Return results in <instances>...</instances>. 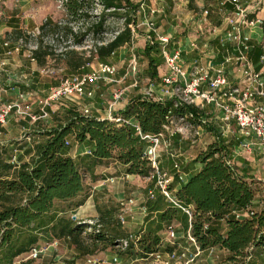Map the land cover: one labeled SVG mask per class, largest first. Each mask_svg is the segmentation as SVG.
I'll use <instances>...</instances> for the list:
<instances>
[{
	"label": "trees",
	"instance_id": "16d2710c",
	"mask_svg": "<svg viewBox=\"0 0 264 264\" xmlns=\"http://www.w3.org/2000/svg\"><path fill=\"white\" fill-rule=\"evenodd\" d=\"M96 3L101 6L98 14L92 11ZM62 7L68 19L65 25L47 17L38 27L37 47L31 51L38 66L50 54L41 40L44 35L64 32L73 37L74 44H79L85 35L102 33L109 17L122 19L123 26L109 41L94 45L92 56L104 62L116 50L132 43L131 25L136 23L140 3L63 0ZM70 21L90 23L83 31L81 28L73 31L66 25ZM12 33L16 41L24 34L21 29ZM158 45L147 42L142 49L149 77L154 80L159 60L151 54L158 52ZM66 55L67 68L72 71L85 67L91 60L79 57L73 49ZM62 113L55 117L54 126L42 132L44 140L33 146L28 161L8 162L7 151L0 144V264H14L17 258L24 257L43 233L69 240L83 255L113 249L127 239V247L118 252L146 258L159 250L161 232L174 223L185 234L190 233L201 251L213 248L224 251L221 264H264V197L261 208L255 209L253 181L234 170L229 163L228 148L220 138L196 156L202 166L175 191L177 204L158 191L153 197L145 196L142 230L135 238H130L117 217L119 204L96 206L98 216L93 220L71 217L70 212L85 202L88 196L85 179L86 176L96 179V167L115 164L124 175L150 177L152 167L144 156L145 142L138 136L136 126L142 134L157 135L166 133L165 126L171 117L201 124L199 108L192 104L174 106L173 98L160 101L137 96L119 111L120 122L83 115L73 106ZM68 137L77 143L90 142L91 153L68 155L65 144ZM149 186L153 187V179ZM184 209L190 210L191 217ZM172 249L173 246L166 245L164 250ZM21 264L46 263L28 258Z\"/></svg>",
	"mask_w": 264,
	"mask_h": 264
},
{
	"label": "crops",
	"instance_id": "0c3cea01",
	"mask_svg": "<svg viewBox=\"0 0 264 264\" xmlns=\"http://www.w3.org/2000/svg\"><path fill=\"white\" fill-rule=\"evenodd\" d=\"M240 1L244 6L248 8L250 12L249 16L251 18H258L262 21V24L260 26L255 25L246 28L244 30V34L248 38L246 41V57L248 63L250 64L251 69L259 75V80L264 82V0ZM16 2L17 3H14L12 0H4L1 3L0 1V94L3 101L10 102L13 101L16 98L17 94H19L20 92L26 93L30 96L28 102L31 105L32 113H39V101L43 98V95H41L42 92L47 91L52 86V84H55L57 81L45 78L44 71H42L40 66L36 64L35 60H33L31 56L24 50L20 49L16 42L13 43L6 40L5 33H11V31L15 29H21L22 31L26 32H33L39 27V25L42 24V22L47 17L51 18V16H48L46 7L41 4L39 5V3L35 4V2L31 0H16ZM147 2L151 1L143 0L142 2H140V5H142L143 3L146 8L152 7L151 4L149 3L148 5ZM187 2L189 1L159 0L155 3L158 10H160L159 8H161L165 16L167 15L165 14V9L170 10L169 14L167 15L168 20L166 31L164 32L163 30H160L162 33H167L170 36V41L167 47L170 49L179 48L182 50V63L187 69H190L193 61L196 60L202 64H223L229 80L235 85H242L244 80L241 68L242 66L235 62L234 59L227 63L224 62V58L227 55L235 57L237 55V51L234 47H232V45L229 44L223 46L220 42L224 30L228 28V25L226 24L224 19L229 12L230 6L228 4L223 5L222 0H212V2L207 4V8L210 9L211 12L217 11L220 14L219 23L218 21L215 22L213 18L207 19L204 16L201 18L202 20L196 17L194 21H176V10H178L184 3L186 4ZM1 4H3V6ZM183 24L184 28H181ZM205 27H208L206 29L208 31V34L204 33ZM202 40L205 41L199 44V42H201ZM193 41H195L196 43V48H192L190 46V43ZM209 41L214 43V46H212ZM207 43L209 44L208 47ZM130 49H132L130 45L123 46L116 50L112 56L108 57L105 60V62L115 65L117 71L109 79H107V77H103V79L101 78L97 82L96 87L93 90H91V87H87V91L91 90L88 96H84L80 99L75 97L73 101H62L55 103L50 107H47V111L54 116H59V113H62L65 108L73 106L76 107V109L79 111H81L83 108H87L90 111L91 115L102 118L107 112L108 104L112 101V94L115 90L121 88L124 89V99L117 102L113 107V114L115 115H119V111L126 106L131 98L137 96H145L144 94L146 88L139 85H133L132 81L134 80V77L132 78V76L128 74V76L123 78L127 70V62L124 54L127 50ZM157 54H159L161 58L158 59L155 56ZM151 55L159 60L156 67L157 79H155L158 83L161 76L166 72L164 59L159 45L158 52H153ZM144 63L146 64V70L149 73L147 61ZM81 69L85 70L86 67H83ZM149 79L151 81H154V79H151L150 77ZM108 80H110L111 82H109ZM58 83L59 82H57L55 85H57ZM109 83L110 85H108ZM99 88H101L102 90L105 89V91H109L111 95L110 100H106V103L105 101L95 100V94L96 91L99 90ZM154 94L163 96L164 100L171 99L169 95L164 94L159 86L155 88ZM255 98L257 102L264 103V97L256 96ZM102 102L105 103V105ZM101 105L103 106L101 107ZM100 107L103 109L101 110ZM197 108H199L202 112L201 122L204 121V123L201 124L196 123L195 127L197 128V132H199L200 130L202 132L201 127H204L206 121L209 122V125H206V127H212V125L210 124V122H212L215 128L213 126V129H210V131L213 135H215L216 138L222 139L224 144H226L228 148V159L231 162L234 170L239 175L245 176L248 181L264 182V177H262L264 171H260V169L258 170V167H256L258 161L264 159V147L259 145L254 138L244 137L240 133L235 122L233 120H226L223 111H221L220 109H217L212 105L206 103H199ZM92 112L94 114H92ZM26 118V122L34 128L38 127L39 122H49V118L39 119L36 122H32L29 117ZM23 120H25V118H18L15 113H11L8 117L7 122L0 130V144H5V146L8 147L7 153L9 152L10 157L14 154L15 150L17 151L16 159L18 163L28 161L30 156L33 154V146L36 143L44 140V136L42 135L43 129H35V134L32 137L34 138L35 136H37L39 137V140L34 141L35 143L33 146L29 145V143H26L25 141H21L20 143L14 142L15 140L18 141L21 139L19 136L20 132L23 129ZM230 123H232L234 127ZM54 125L55 124H51L49 127L51 128ZM215 129L220 132L219 136ZM215 137L211 136V140L204 142L203 145H201V147L197 149V151H195L194 155H191L190 152L185 151L187 149L186 147H190V143L187 140L182 141L183 137L179 135V133L173 134V136L171 137V147L169 148V150L166 149L165 151H162L159 158L160 167L175 174L173 177V181L169 186L172 193H175V191L179 189L181 185L185 184L188 179L201 168L202 164L196 161V156L202 150H205L206 147L216 139ZM67 142V154L72 157L83 155L85 150L92 148V144L90 142L85 141L83 143H77L73 140L72 137H68ZM171 150L176 153L175 157L170 156ZM174 163L179 164L178 172L181 178L177 176L173 169ZM112 166L113 165H101L96 167V179L92 180L88 176V178L85 180V183L90 185L91 188H95L94 183H103L101 181L113 178V176H111L110 174L108 175L107 173L104 174L97 172V170L99 169L108 171ZM261 168H263L264 170V165L261 166ZM87 180L90 182L87 183ZM129 180L130 182L133 181L142 183V181H149L148 184L151 183L150 177H140L136 175H129L126 181ZM113 183L104 182V188H106L108 192L113 193V198L117 200V203L120 206L118 215H120L122 218V227L126 229L130 238L133 239L142 230L143 219L145 216V211L142 210V203L145 196L147 195V191L151 188V186H148L144 191H142V193L138 192L137 194H135L134 192H131L127 193L126 196H123V190L120 192V189L123 186L122 183L117 182L116 185H114ZM91 197L92 194L90 192L88 193L85 202L77 208L73 209L70 214H75V217L80 219H86L88 217L96 218L98 216L97 211L95 209L91 210L88 205L86 206V204H89V200ZM130 198L134 199V202L132 204H129L127 202L124 205L120 204L121 202H125ZM255 203L256 200L254 199V207ZM87 210H89V213L87 212ZM171 226L174 229L175 238H169L166 229L161 232V246L157 251L161 255L160 259L165 258L167 260V256L169 253L173 251H180L183 248L182 243L188 245L186 234L181 230L180 225L178 223H174ZM52 239H54V237H52L50 234L43 233L40 236V240L37 246L44 245L43 241L46 240H48L49 243ZM58 240V248L63 247V245L69 243L73 253L75 255L79 254L77 249H75L74 245L69 240ZM166 245L173 246L171 252L164 250ZM58 248H50L48 252H52V250ZM60 250L61 248L58 249V251ZM203 252L204 251H200V253ZM23 258L24 257L21 256L18 259ZM151 258L156 259L154 256H148L146 258L135 257L132 260V264H136L138 261H144ZM56 260H58V264H63V259H61L60 255L56 256ZM88 260H95V263H91ZM85 261L86 264H121L120 258L113 252L112 248H107V254L105 256L96 255L95 253L90 256L86 255Z\"/></svg>",
	"mask_w": 264,
	"mask_h": 264
},
{
	"label": "built area",
	"instance_id": "2783aa9c",
	"mask_svg": "<svg viewBox=\"0 0 264 264\" xmlns=\"http://www.w3.org/2000/svg\"><path fill=\"white\" fill-rule=\"evenodd\" d=\"M222 4H228L230 6L229 12L225 17V22L228 28L224 30L221 37V44L223 46L232 45L237 51V55L232 57L227 55L224 58V62H230L235 60L242 67V74L244 76L242 85L233 84L226 72L223 64L212 65L202 64L199 61H193L190 69H187L181 58L182 50L179 48L170 49L167 47L170 36L167 33L158 31L155 22L151 19L145 21L147 37L150 40H155L162 52L166 72L160 78L158 83L150 82L146 87L145 97L153 100H164L163 96L155 95L154 91L159 86L164 94L169 95L174 100V106L178 104H192L198 106L199 103L210 104L213 107L223 111L226 120H233L238 127L240 133L246 138H254L255 141L264 147V103L257 102L256 96L264 97V82L259 80V75L255 73L248 63L246 57V41L247 36L244 34L246 28L261 25L262 21L258 18H251L250 12L246 6L242 4L240 0H222ZM142 5H140L141 8ZM208 13V10H204V15ZM206 18V17H205ZM192 48H196L195 41L190 43ZM138 61L135 54H132L127 63V70L124 74L125 78L128 74H134L137 71ZM117 68L115 65L107 62H97L91 69L71 73L63 77L59 83L55 86H51L46 96L40 99L39 113H32V108L29 101V95L26 93L17 94L13 101H3L0 94V130L7 122L11 113H15L18 118H26L32 122H36L39 119H47L49 113L47 107L64 101H73L74 98L86 97L90 94V91L96 87L97 82L103 77L109 79ZM132 74V75H133ZM111 82L110 80H108ZM138 81L134 79L133 85H137ZM204 85V88H203ZM87 87H91L90 91H87ZM124 99V89H117L112 94V101L108 104V109L103 119H109L111 121L120 122L121 117L113 114V107L119 101ZM83 115H91L87 108H83L80 111ZM191 116V115H190ZM189 116V117H190ZM178 120H184V117L178 118ZM175 118L169 119V124L165 126L166 134L160 133L157 135L142 134L139 127L136 126L138 136L145 142L144 156L149 160L152 167L150 178L153 179V187L147 191V196L153 197L155 191L160 192L166 197L167 200L175 203L174 193L171 192L169 186L173 181L175 174L164 170L159 165L160 152L164 148L171 146V137L179 129L174 125ZM201 123H204L202 121ZM68 145V142H65ZM16 153L8 159V162L16 163ZM91 149L85 150L84 154H90ZM170 156L175 157L176 153L170 151ZM231 164V162L229 161ZM173 169L177 176L181 178L179 174V164L174 163ZM124 178L129 175H124ZM114 178L106 179L101 182H113ZM132 204L133 198L128 199L125 202H121V205L125 203ZM142 210L145 208L142 206ZM185 212L191 217L189 209H184ZM72 218H76L75 214L71 215ZM118 218L122 222V218L118 215ZM92 225V221H89ZM90 230V228H87ZM169 238H175V232L172 226L167 229ZM188 245L181 249V253L177 254V251H173L168 254L166 263L171 259H178L183 257L186 263L191 262L199 253L200 249L197 246L195 239L186 233ZM173 243V241H172ZM59 244L58 239H52L49 243L42 246L35 245L24 256V259H36L40 258L43 254L50 250V248L56 247ZM128 245L127 239H123L116 245L115 248L123 251ZM191 255V258H186ZM156 259H160L161 255L158 252L151 254ZM91 263H95V260H88Z\"/></svg>",
	"mask_w": 264,
	"mask_h": 264
},
{
	"label": "rangeland",
	"instance_id": "374dc122",
	"mask_svg": "<svg viewBox=\"0 0 264 264\" xmlns=\"http://www.w3.org/2000/svg\"><path fill=\"white\" fill-rule=\"evenodd\" d=\"M1 3L4 0H0ZM9 1V0H7ZM11 1V0H10ZM14 3H17L16 0H12ZM34 1L35 4L39 3V5H43L46 7V11L48 16H51V18L54 21H59L62 25H65V23H67L68 19L66 18L65 15V11L62 7V1L63 0H31ZM134 3H140L143 0H132ZM151 2H147V4L149 5V3L151 4L152 7L150 8H146V6L142 3L141 8L139 7V10H137L136 12V23L134 25H131L132 31H133V39H132V43L130 44V46L132 47V49L127 50L124 54V57L126 59V62L128 63V60L130 59L132 54H135L137 57V61H138V66H139V71H138V66H137V71L132 75V78L134 77V79H136L138 81L136 86H141V87H148L151 80L149 79V73L146 70V64L144 62L147 61V59L143 56L142 54V49L145 46V44L148 42H156L155 40H150L147 37V33H146V28H145V21L148 19H151L155 22L157 28L159 29L158 31H166V26H167V20H168V14L170 12V10L165 9V14H167L166 16L164 15V12H162L161 8H159L160 10H158V8L156 7V2L159 0H150ZM189 2H187L186 4L184 3L178 10H176V15H177V19L176 21L178 22H182L190 20V21H194L195 18H199L201 19L203 16L206 17L207 19L209 18H213V20L215 22L218 21L219 23V19H220V14L215 11V12H211L210 9L207 8V4L212 2V0H188ZM3 6V4H1ZM210 8V7H209ZM101 6L99 3H96V5L94 6V9H92L94 14H98L100 12ZM207 9L208 13L206 14V16L204 15V10ZM91 20V19H90ZM202 20V19H201ZM90 21L87 22H74V21H70L68 22V24H66L67 26L72 27L73 31H78V29H82V31L85 29V27L89 26ZM123 20L118 18V17H109L108 20L105 23V28L104 31L100 34H93L90 33L88 35H85L81 42L79 44H74L73 43V37L70 35H66L64 32L58 33V34H48V35H44L41 40L42 43L44 45V47H48V51H49V56H47L45 58V63L40 66V68L42 69V71H44V76L47 79L50 80H56L57 82H59L63 77L71 74V73H76V72H82L81 70H69L67 68L66 65V61H67V55L66 52H68L70 49H73L74 51L78 52L79 57H83L84 59H91L90 62L85 66L86 70H89L92 68L93 65H95L97 62H99V60L96 59V56H92V54L94 53V45H99L102 43H105L107 41H109L116 33L119 29L122 28L123 26ZM184 23V22H183ZM181 28H184V24L182 25ZM208 27L204 28V33L208 34V31L206 30ZM160 31V32H161ZM13 31H11V33H5V39L13 42V43H17V45L19 46L20 49L24 50L26 53H28L31 56V51L33 49H35L37 47V43H36V36L39 33L38 28L36 30H34L33 32H26L23 31V36L21 38H18L17 41L15 40V35H13L12 33ZM205 41V40H204ZM203 40L201 42H199V44L204 42ZM210 42V41H209ZM210 44L212 46H214V43L210 42ZM208 43H207V47H208ZM159 54L155 55L158 59L161 58ZM36 62V61H35ZM105 62V61H104ZM37 64V63H36ZM132 81V79H131ZM134 81V80H133ZM132 81V82H133ZM56 82V83H57ZM152 82H156V80L152 81ZM55 83V84H56ZM55 84H52V86H55ZM110 85V83L108 84ZM117 87V86H116ZM48 91V90H47ZM47 91H43L41 95H43V97L46 96ZM90 91V90H89ZM96 98L95 100H100V101H105L106 100H110V93L109 91H105L102 90L101 88H99V90L96 91ZM103 103V102H102ZM105 103H103L105 105ZM103 105H101L102 107ZM107 106V104H106ZM100 107V108H101ZM103 108H101L102 110ZM93 110V108H92ZM49 113V112H48ZM92 114H94L92 112ZM63 115V113H59V116ZM55 117L54 115L50 114L48 115L47 119L49 118V122H39L38 127L34 128L33 126L29 125L26 120L27 118H25L24 125L22 131L20 132V140L18 141H14V142H18L20 143L21 141H25L26 143H29V145L33 146L34 145V141H38L39 137L35 136L34 138L32 136H34L35 134V129H43V132L46 129H49L51 124H55ZM209 122H205L204 127H201V130L199 132H197V128L195 127L196 124L191 123L189 121L186 120H178L175 119L174 121V125L175 127H179L178 131H182V132H176L179 133V135H181L182 141L187 140L190 143V147H186L187 149L185 151L190 152L191 155H194L195 151H197V149H199L201 147V145H203L204 142L211 140V136H214L210 129H213V124L212 122H210V124L212 125V127H206V125ZM232 125V123H230ZM33 125V124H32ZM234 127V125H232ZM215 128V126H214ZM215 131L218 133V136L220 135V132L215 129ZM216 138V137H215ZM19 139V138H18ZM200 140V141H199ZM193 141V142H192ZM5 143V142H4ZM3 144V143H2ZM16 144V143H15ZM4 145V148L7 151V146ZM189 145V144H188ZM171 147V146H170ZM169 147V148H170ZM169 148H167L169 150ZM31 149V148H30ZM166 148H164L162 151H165ZM184 150V149H183ZM182 150V152H183ZM172 151V150H171ZM160 152V153H161ZM7 159H9L10 154L9 152L6 154ZM262 157V156H260ZM262 164V165H261ZM113 166L108 170H97L98 173H107L108 175L110 174L111 176H113L114 178V185H116V183H122V187L120 189V192L123 190V196H126L127 193H131L134 192L135 194H137L138 192L144 191L150 184L149 181H142L141 182H130L126 181L127 178H124V172L122 171V169L115 165L112 164ZM264 165V159L258 161L257 166L258 170L260 169V171H264L263 168H261V166ZM102 171V172H100ZM262 177H264V172ZM88 178V176H86V179ZM85 179V180H86ZM88 181V180H87ZM90 181H88L87 183H89ZM126 183V184H125ZM128 185V186H127ZM95 188H91L90 185L85 183V189L86 192L92 194V197L89 200V204H86V206L88 205V207L92 210L95 209L96 210V206H100V207H104L106 205H114L115 207L118 205L117 200L115 198H113V193L108 192L106 190L105 184L104 183H98L95 184L94 183ZM253 186L256 189L255 192V209H259L261 208L262 204H261V199L262 197H264V182L262 181H253ZM90 187V189H89ZM127 190V191H126ZM140 194V193H139ZM97 211V210H96ZM87 212L89 213V210H87ZM240 215V214H238ZM86 219H94L93 217H88ZM44 244L48 243V240L43 241ZM183 247H186L187 245L184 243H182ZM59 245L56 246V248H58ZM60 251H58V249H60ZM58 249H54L52 250V252H46L45 254H43L40 258H36L35 261L36 262H44L46 264H58V260H56V256L60 255L61 259H63V264H86V255L83 254H78L75 255L73 253V251L71 250V246L69 243H67L66 245H63V247H60ZM113 252L115 254H117V256L120 258V263L121 264H132V260L135 258L133 256H130L127 253H119L118 249L113 248L112 249ZM63 251V252H62ZM62 252V253H60ZM179 253H181V250L177 252V254L179 255ZM96 255H100V256H105L107 254V248L103 249V250H98L96 253ZM225 252L222 251L219 248H213L207 251H204L203 253H200L199 255H197L195 258H193V260L191 262L186 263L185 260L183 259V257H179L178 259H171L170 261H168V263H166V259H148V260H144V261H138L136 264H221L222 259L225 257ZM90 256V255H88ZM186 258H191V255L185 257ZM16 262H14V264H21V262L23 261L22 259H16Z\"/></svg>",
	"mask_w": 264,
	"mask_h": 264
}]
</instances>
